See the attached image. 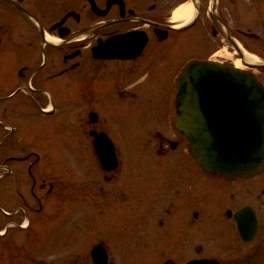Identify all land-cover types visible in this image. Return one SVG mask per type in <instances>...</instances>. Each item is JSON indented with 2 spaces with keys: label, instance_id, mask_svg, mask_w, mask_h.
Returning a JSON list of instances; mask_svg holds the SVG:
<instances>
[{
  "label": "flooded vegetation",
  "instance_id": "1",
  "mask_svg": "<svg viewBox=\"0 0 264 264\" xmlns=\"http://www.w3.org/2000/svg\"><path fill=\"white\" fill-rule=\"evenodd\" d=\"M4 54L6 96L26 92L44 135L68 126L52 144L0 123L11 264H264V168L208 171L177 125L192 61L264 89V0H0Z\"/></svg>",
  "mask_w": 264,
  "mask_h": 264
},
{
  "label": "water",
  "instance_id": "2",
  "mask_svg": "<svg viewBox=\"0 0 264 264\" xmlns=\"http://www.w3.org/2000/svg\"><path fill=\"white\" fill-rule=\"evenodd\" d=\"M178 87L177 125L198 163L227 178L264 168V89L252 74L192 61Z\"/></svg>",
  "mask_w": 264,
  "mask_h": 264
},
{
  "label": "rangeland",
  "instance_id": "3",
  "mask_svg": "<svg viewBox=\"0 0 264 264\" xmlns=\"http://www.w3.org/2000/svg\"><path fill=\"white\" fill-rule=\"evenodd\" d=\"M10 43L11 39L4 35L3 47L5 49H3V53L9 51ZM7 55L2 56L3 60L0 63V123L6 125L10 132L14 124L18 127L21 124L33 127V133L29 137H32L34 142L43 141L52 144L62 142L65 137L64 132L68 130V126H58L59 128L51 129L44 135L37 121V117H41L42 114L35 107L32 99L24 94L26 92L6 96L12 90V81L14 80V69L12 70L11 61L9 60L10 54ZM59 109V106H55L53 110H49L47 116L56 117ZM29 133L26 132V135L28 136ZM0 150L2 158L14 155V150L7 145V140L0 144ZM8 165L9 168L14 169V162H8ZM5 171L6 167L0 169V264H11V246L14 239V178L10 174L7 175Z\"/></svg>",
  "mask_w": 264,
  "mask_h": 264
}]
</instances>
